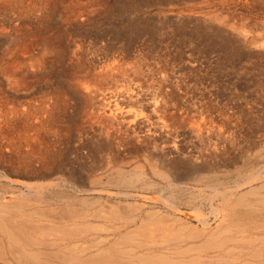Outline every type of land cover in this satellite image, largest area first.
I'll use <instances>...</instances> for the list:
<instances>
[{"label": "rangeland", "instance_id": "rangeland-1", "mask_svg": "<svg viewBox=\"0 0 264 264\" xmlns=\"http://www.w3.org/2000/svg\"><path fill=\"white\" fill-rule=\"evenodd\" d=\"M2 2L1 61L8 60V53L16 43L32 40L40 34L52 38L61 49L65 50L73 42L80 44L83 51H79L78 60L73 63L65 56L50 64L49 68L36 72L35 78H29L32 83L16 92L7 86L0 74V200L9 201L22 193L32 194L30 189L42 184L51 187L46 189L45 194H66L75 199L77 208L81 206L77 200L91 198L88 199L90 212L108 209V203L114 201L123 202V207L144 204V207L134 208L137 210L134 211V216L138 217L137 225L139 219L145 218L152 208L169 214L176 212L175 215L179 214L177 216L184 222L200 227L195 220L197 211H192L198 208L213 226L211 207L217 205V200L210 199L214 194L212 188L221 185L222 189H229L242 183L252 172L264 173V32L260 30L264 22V0H254V3L252 0H58L52 11L49 6L46 11H41L32 6L30 0L16 5H7L5 0ZM256 34L262 36L257 39ZM16 38L19 41L14 42ZM222 40L228 41L227 46L221 45ZM252 41L256 44L253 45ZM114 62L120 65V70L104 75L105 82L98 84L102 85V92L107 96L110 91L121 90L128 83L130 86L136 83L141 86L140 99L143 98V101L134 103L136 108L130 103L120 102L117 107L141 110L145 114L139 119L138 136L141 139L151 132L147 136L149 141H145L147 144L133 140L129 146L117 147L111 140L119 127L114 125L111 130L106 124L89 119V108H85L83 95L75 91L82 89V83L92 78L102 79L95 74L97 69L88 76L84 70ZM132 73L136 74L135 77ZM60 88L70 93L63 100L67 102V108L59 109L57 106L53 109L55 105L51 106L50 113L44 111L45 114L39 116L40 120H31L34 129H26L24 120L14 111H21L26 102L37 100L49 108ZM155 95L160 100L157 111L146 105ZM49 115L55 119L49 117L48 120ZM40 135L43 140L39 139ZM26 138L30 142L24 143ZM158 149H163L166 157L161 156L160 151H156ZM142 152L153 156L157 154L160 159L166 158L170 162L172 159V163H176L180 174L187 177L180 191L170 189L166 180L152 176L148 169H145V181L136 182L134 187L117 184L120 163L128 175L132 174L137 163L148 168ZM118 158L119 164L115 165ZM200 167H212L214 173L206 171L201 176L206 175L217 183L206 185L208 181L200 179L198 170H195ZM147 178L152 180L153 186H145ZM69 182L75 190L63 186ZM77 187L87 190V193ZM164 199L169 203L173 201L171 204H175L176 200L180 211L177 213L168 208L170 204ZM91 216L88 217L91 223H103L92 213ZM99 236H106V233Z\"/></svg>", "mask_w": 264, "mask_h": 264}, {"label": "bare ground", "instance_id": "bare-ground-1", "mask_svg": "<svg viewBox=\"0 0 264 264\" xmlns=\"http://www.w3.org/2000/svg\"><path fill=\"white\" fill-rule=\"evenodd\" d=\"M2 1H4V0H0V12L3 10V8H2L3 2ZM252 1L254 3V0H252ZM255 1H257V0H255ZM21 2H24V0H5L4 3H6L7 5H8V3H9V5H16V4L21 3ZM57 2H58V0H30V3L32 4V6H34V7L37 6L41 11H46L48 6H49V9L51 8V11L54 10ZM28 6L29 5H27V7ZM20 7H22V6H20ZM21 9L23 10V8H21ZM17 12L20 13L21 11H17ZM38 12H39V10H38ZM81 16H82V14H81ZM78 17H80V16L78 15ZM261 26H262V28H260V30H263V32H264V22L261 23ZM217 33L219 34V31ZM13 35L17 36V35H15V33ZM221 35H222V33H221ZM256 36H257V39H259L262 35L256 34ZM263 36H264V34H263ZM23 37H24V34H23ZM241 37H242V35H241ZM57 38L58 37H56L55 39L57 40ZM218 38H220V37H218ZM253 38H254V36H253ZM15 40L19 41L17 38L14 39L13 41L16 42ZM222 41L223 42L221 45H223V46H225L228 43L227 40H222ZM211 43H213V42H211ZM251 43L253 45H255L256 41H252ZM263 45H264V42H263ZM228 46H230V44ZM14 47L15 48L10 49L9 53H8V51H6L9 54L8 60L6 62H4L3 60H2L3 61L2 62L0 60L1 61L0 62V74L2 75V77H4V79L7 83V86L12 91H15V92L19 88L21 90L25 89L29 85V82H30L29 78L30 79L33 78L34 75L36 74V72H39L41 70H45L46 68H49L50 64L54 63L55 61H59V59H62L65 56H67L69 62L73 63V62L78 60L79 51L80 52L83 51L82 50L83 48L80 44H76L73 42H72V44L68 45V47L65 50L61 49L60 47H58V45L54 41H52V38L47 37L45 35H41V34H40V36H34L32 40L30 39V40L26 41V39H25L20 44L16 43V45ZM87 53H88V51H87ZM5 55H6V53H5ZM240 55L241 54L239 53V57H240ZM124 59H126V58H124ZM88 60L86 59L85 61H88ZM85 61H84V63H85ZM99 64H102V63H99ZM119 67H120V65H118L115 62L112 64H109V65H106V66L104 65V66L97 67V68L90 66L89 69L91 71L88 69H86L87 71L84 70L86 75L87 76L89 74L91 75V72L95 71V69H97L96 71H98V72H96V73L93 72V73H95L96 75H99L100 77H102V79L101 78H92V80H89V81H87L88 80L87 79L86 80L87 82H84V80H83L82 82H84V84L82 83V85H81L82 89L81 88H80V90L76 89L75 91H78L80 94L83 95L84 104L86 106V107L85 106L84 107L87 109L89 108V112H88V118L89 119H92L93 121L99 122V124H100V122L102 124H106V126H108L111 130H113L114 125H117L119 127L118 132L113 133V135L109 131L110 135H112L111 141L117 147L129 146V145H131V142L133 140L137 141V143L140 142V144H144V143L147 144V142H145V141H149V138L147 136L151 132L148 133V135L145 137L142 136V134H141V136H142L141 139L139 138L140 136H138V132H139L138 129H140L139 126H141L139 119L144 117L145 114L143 115L141 110L140 111H136V110H132V109L123 110L122 108L117 107V106H119L120 103H122V104L130 103L131 106L133 107V106H135L134 103L141 102V100L143 99V98L140 99L142 97V94L140 93V92H142L141 86L138 85L137 83L134 84V86H130L131 84L129 85V83H128V85H126V86L123 85L124 88L122 87L121 90L115 89L113 92L110 91V93L107 96L106 93L104 94L102 92V89H103L101 87L102 85L98 84V83L102 84L103 81L106 80L105 76L112 75L113 72L119 71L120 70ZM83 69H85V68H83ZM82 74H80V75H82ZM135 75H134V77H135ZM39 76H40V74H39ZM72 76H73V74H72ZM109 79H111V78H109ZM118 79H116V80L118 81ZM95 81H97V83ZM113 81H115V80H113ZM127 81H129V80H127ZM30 83H32V82H30ZM130 83H131V81H130ZM115 84H117V83H115ZM124 84H125V82H124ZM78 86H79V84H78ZM103 86H105V85H103ZM116 86H119V85H116ZM1 92L2 91L0 90V94L2 95ZM56 93L57 94L54 96L55 101L53 102L50 99L49 100L51 101V103H50V101H48L50 103L49 108H48V105H45L46 106L45 107L41 100H40L41 101L40 103L37 100V101H34L35 104H33L34 103L33 101H32L33 103L31 101L26 102L25 106H23V109H21V111H17V109L14 111V113H16L17 115H20L19 117H22L21 119L24 120L23 124H25L26 129H31V128L34 129V126L31 123V120L32 121H33V119H39L40 120L41 118L39 116H42L44 111H46V113H50V111H52L51 106L55 105L53 107V109L57 106L59 107V109L67 108L66 107L67 102L63 101V100L66 99L65 97L70 95V93L66 92L65 89H61V88ZM52 94H53V92H52ZM166 98L167 97H165V99ZM30 99H31V97H30ZM3 102H4V100H3ZM38 104H40V105L38 106ZM146 105L148 107H151L152 110L153 109L156 110V109H158V107L160 105V100L158 99L157 96L151 97ZM15 108H18V107H15ZM135 108H136V106H135ZM81 109H83V108H81ZM84 110H86V109H84ZM86 111H85V113H86ZM83 113H84V111H83ZM151 116H153V115H151ZM49 117H52V116L49 115L48 120H49ZM53 119H55V118H53ZM144 121H145V119H144ZM170 124H171V121H170ZM37 127H40V126H37ZM104 128H106V127H104ZM35 129H37V128H35ZM105 130H108V129H105ZM116 130H117V128H116ZM198 134H200V133L198 132ZM110 135L107 134V136L111 137ZM40 138H41V135H40L39 139ZM179 140H180V138H179ZM198 140H200V139H198ZM23 142L28 143V142H30V140L28 141V138H26ZM98 144H100V143H98ZM156 144H157V142H156ZM211 145H213V144H211ZM217 145L219 146V143ZM117 147L115 149H117ZM16 148L19 149L20 148L19 145ZM136 148H138V147H136ZM40 150H42V149H40ZM156 151H158V152L160 151L161 156L166 157V153H165V151H163V149H161V150L158 149ZM40 153H41V151H40ZM18 154H19V152H18ZM44 154H46V153H44ZM37 155H39V154H37ZM40 156L42 157V155H40ZM142 157H143L144 161L147 163L146 166L148 168H145V166H144L145 164L142 165V163H137V165L134 166V168L132 169V171H133L132 174H129V175L126 174L127 172L124 171V169H122V167H121L122 165H120L121 163L120 164L118 163L119 162V158H118L117 164H115V165L119 164L118 165V167H119L118 168V177L116 178V180L118 179L117 184L127 186V187H134L136 185V182H139L142 180L145 181V177L147 176V172L145 169H148V171H150L149 173L152 176L160 177V178L166 180L170 189L180 191L181 187L186 184L185 181H186L187 177H184L180 174V172H181L180 168L178 169V167L176 166V163L175 164L172 163V159L170 162L166 158L163 160L162 157H161V159H162L161 160L157 154H154V156H153V154H144V153H143ZM221 157H223V156H221ZM49 158L50 157H48V160H49ZM133 159H137V157H133ZM112 163H115V162L113 161ZM177 164H179V163H177ZM29 165H31V164H29ZM52 166H54V165H52ZM46 169H47V167H46ZM196 169L198 170L200 179L203 178L204 181L206 179L208 181V183L206 185L211 186L212 185L211 182H213L212 181L213 179L211 180L210 178H206L205 177L206 175L203 177L201 175H202V172H206V171L208 173H214V169L212 167H207V168L206 167L205 168L200 167V168H195V170ZM195 175H196V173H195ZM152 176H150V178H152ZM149 179L147 178L148 181L145 182V186H148V185L153 186L154 185L152 180H149ZM99 180H101V179H99ZM96 181H98V180H96ZM213 183H217V180ZM53 185H55V184H53ZM97 185H99V184H97ZM164 185H165V183H164ZM63 186L66 187L67 189H72V191L75 190V188L73 187V185L70 184V182L68 184H64ZM105 186H108V185H105ZM115 186H117V185H115ZM220 186L221 185H219L218 188L215 187V189L212 188L214 194H213V197L210 198V199L214 198L215 201L217 200V205L211 207V213L214 215L213 226H212V223H210L208 221V219L203 216L204 214L203 215L201 214V211L198 208L196 210H192V211H197L196 216L198 215V217H196L195 220L198 221V223L200 224V227H198L196 225L193 226L186 221H185L186 222L185 223L182 220V218L177 216L179 214L175 215L176 212L174 214H169L168 212L164 213V212H160L159 210H154L152 208L150 209L149 212H147V216L145 218L143 216V219L142 218L139 219V221H138L139 224L137 225L136 221H137L138 217L136 218L134 216V213L137 210L135 211L134 208L135 207L136 208L144 207V204H141V205H128L127 204V205H124L126 207H123V205H122L123 202L121 203L118 201L117 202L114 201V202L108 203V204H110L108 209L105 208L103 210L102 209L98 210V209L94 208L95 210H98V211L94 210V211L90 212L89 208H91L90 207L91 205H90L89 200H91V198L89 199L86 197L87 199L81 198V199L77 200L79 202V205H81L80 208H77L76 204H75L76 203L75 199H72V197H69L66 194L65 195H59V193L57 192L58 195H56V192H55L54 194H51V196H49V195H47V193L45 194V191L47 188H49V190H50L51 187H49L47 185H42V184L41 185H35L34 187L32 186L33 188L30 189V192L31 191L33 192L32 194H26L25 195L24 193H22L19 196H17V198H12L9 201L0 200V264H264V173L263 174H253V172H252V174L249 175L248 178H246V180H243L242 183H237L234 187L229 188V189H224V188L222 189V187H220ZM29 187H31V185ZM60 187L58 189H60ZM212 187H214V186H212ZM77 189H79V191H81L82 188L80 189L77 187ZM138 190H140V189H138ZM69 191H71V190H69ZM79 191H77V192H79ZM179 191H177V192H179ZM83 192L87 193V190L86 191L83 190ZM108 194H109V192H108ZM129 194H131V193H129ZM156 196H157V194H156ZM130 197H131V195H130ZM133 197H134V195H133ZM168 198H169V196H168ZM171 198H173V197H171ZM177 198H176V200H177ZM150 199L152 200V198H150ZM179 199H180V197H179ZM3 200H4V198H3ZM164 200H166V199H164ZM176 200H175V204H176ZM166 201L168 202V200H166ZM171 203H169L170 205H168L167 207L170 208L171 210H176L178 213L179 209L177 208V204L175 207L174 206L175 204H171ZM177 203H178V201H177ZM164 205H166V204H164ZM180 205H182V204L180 203ZM102 207L103 206H101V208ZM164 207H166V206H164ZM91 213H92L94 218L101 219L103 223H101V224L100 223L99 224L98 223L97 224L91 223L90 220L88 219V217L91 216ZM138 216H139V214H138ZM191 216H192V214H191ZM101 220H99V221H101ZM105 233H106V236H99V235H102Z\"/></svg>", "mask_w": 264, "mask_h": 264}]
</instances>
